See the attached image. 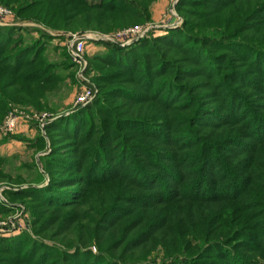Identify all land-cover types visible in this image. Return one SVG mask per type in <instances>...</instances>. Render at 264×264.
Listing matches in <instances>:
<instances>
[{
    "label": "trees",
    "instance_id": "16d2710c",
    "mask_svg": "<svg viewBox=\"0 0 264 264\" xmlns=\"http://www.w3.org/2000/svg\"><path fill=\"white\" fill-rule=\"evenodd\" d=\"M152 1L0 3H17L19 13L53 28L112 29L144 20ZM178 8L183 27L129 47L107 44L92 57L116 72L104 71L90 105L45 127L44 182L6 191L28 204L38 234L55 222L81 233L89 215L93 227L80 241L99 252L84 242L48 245L22 231L0 235V264H144L123 260L164 226L126 219L176 200L213 210L200 220L218 223L213 234L229 231L167 264H264V0H179ZM47 40L25 43L14 27L0 26V119L9 102L37 103L62 80L44 53ZM125 79L129 85L114 83ZM9 206L0 202V212ZM171 230H163L167 239ZM103 242L111 243L105 252ZM120 247L116 257L108 253Z\"/></svg>",
    "mask_w": 264,
    "mask_h": 264
},
{
    "label": "rangeland",
    "instance_id": "374dc122",
    "mask_svg": "<svg viewBox=\"0 0 264 264\" xmlns=\"http://www.w3.org/2000/svg\"><path fill=\"white\" fill-rule=\"evenodd\" d=\"M178 3L179 0H153L148 6V14L144 20L112 29L94 27L53 28L45 22L37 20L30 13H19L17 3L12 5L0 3V6L6 7L11 12L7 19L9 25L0 26L14 27L16 34L21 36L25 43H31L34 40L46 41L47 37L44 53L48 55L50 61L59 64V69L63 73L62 80L56 86L49 88V90L46 89L43 95L41 94L37 97V103L28 101L25 104L20 101L9 102L6 112L0 119V157L4 159L1 161L0 169L5 175L4 178L0 179V202L8 206L11 203L9 212H0V233H2V229L4 231L6 229L10 230L13 226L12 224L14 226L18 224L23 226L20 231L2 236L15 235L25 231L32 238L41 239L48 245L63 248L67 245L84 242L80 241V236L82 235L85 238L87 235L86 226L90 229L93 227V223H89V220H86L89 215L84 217L83 221H86V226H83L81 233L79 229H73L72 226L60 229L58 222L54 221L55 223L49 225L46 231L38 234V232L33 230L35 218L28 204L25 200L12 199L10 201L6 191L27 187L29 184L34 185L39 183L41 179L43 180L40 183L44 182L40 157L49 152L48 148L50 146L45 127L59 115L73 112L80 106L90 105L95 97L101 94V85L103 84L99 81V78L104 71L111 72L115 69L101 67L97 62L93 61L92 57L104 54L107 44L129 47L141 39L151 40L159 38L166 36L171 30L183 27L186 21L185 13L179 11ZM239 11L240 9L236 8L232 16H235ZM135 27L149 28L143 36L125 34L126 31ZM89 33L96 36L86 41L85 50L81 55L82 60L78 61L69 50L71 36ZM119 33L124 34L119 36ZM192 33H197V31L194 30ZM102 35L109 36L111 39H101ZM128 39L132 40L127 43ZM123 43L125 44L123 45ZM126 82H128L127 79L117 80L114 83H121L124 86L129 85ZM87 94L90 98L81 103L80 100L78 103V98ZM118 101L119 99H115L113 103ZM10 113L17 115L18 126L14 132H5L3 121ZM38 137L43 140L38 141ZM120 188H117V193H120ZM98 193L93 192L92 195ZM197 208L200 207L176 200L149 211L135 209L136 211L126 221L136 222L144 218V225L159 221L160 225L164 227L157 231V234L155 233L156 236L150 241L138 246L131 254L127 253L126 258L122 259L123 262H129V257L132 256L135 261H140L144 264H167L177 255L193 257L206 243L217 238H223V233L229 231V229L218 235L213 234L209 229V227H214L218 223L209 221L207 222L209 225L200 226V220L205 223V220L213 213V210L203 209V211H199ZM50 214H52L51 211L47 212V216ZM182 220L184 221L182 222ZM87 223L89 224L87 225ZM169 226L173 230L170 231L171 238L167 239V236L163 234V230L168 229ZM119 228L120 226L116 229L120 231ZM52 232H54L53 235ZM110 244V242H103L101 251H107ZM84 245H87V248H90L94 253L99 252V246L94 242H84ZM120 251H122L121 247L108 253L116 257V254H120Z\"/></svg>",
    "mask_w": 264,
    "mask_h": 264
},
{
    "label": "built area",
    "instance_id": "2783aa9c",
    "mask_svg": "<svg viewBox=\"0 0 264 264\" xmlns=\"http://www.w3.org/2000/svg\"><path fill=\"white\" fill-rule=\"evenodd\" d=\"M10 11L3 6H0V25H9V23L7 22L8 16L10 15ZM149 27H146L145 29H142L141 27H135V28H131L129 31H126V35H133V36H143L145 32L148 31ZM124 33H119V36H122ZM96 35L94 34H82V35H72L71 36V44L69 45V50L71 52V54L75 57L76 60L80 61L82 60V53L85 50V44L86 41L88 39H93ZM111 39V37L109 36H101V39ZM132 39H128L127 43L129 41H131ZM126 43V44H127ZM125 43H123L124 45ZM86 92V91H85ZM88 92V91H87ZM89 95L87 94L86 96H81L78 98V103L80 101L81 102H85L87 101V99H89L90 97H88ZM18 126V119H17V115L10 113L3 121V129L5 132H14L16 131ZM12 228L6 229V231H4V229H2V233H0V235H8L10 233H14L17 231H20L23 226L21 224H18L17 226H14V224H12Z\"/></svg>",
    "mask_w": 264,
    "mask_h": 264
}]
</instances>
